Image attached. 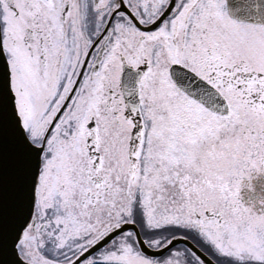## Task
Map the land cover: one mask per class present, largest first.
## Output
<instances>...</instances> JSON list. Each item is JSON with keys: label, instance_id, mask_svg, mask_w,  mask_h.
Here are the masks:
<instances>
[{"label": "snow or ice", "instance_id": "snow-or-ice-1", "mask_svg": "<svg viewBox=\"0 0 264 264\" xmlns=\"http://www.w3.org/2000/svg\"><path fill=\"white\" fill-rule=\"evenodd\" d=\"M0 264H264V0H0Z\"/></svg>", "mask_w": 264, "mask_h": 264}]
</instances>
